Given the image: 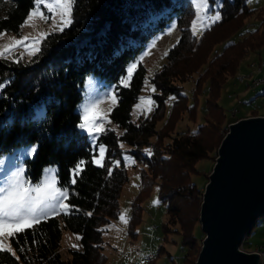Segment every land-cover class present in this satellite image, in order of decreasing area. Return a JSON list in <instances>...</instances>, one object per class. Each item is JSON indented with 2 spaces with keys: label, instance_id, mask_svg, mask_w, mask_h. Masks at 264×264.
I'll list each match as a JSON object with an SVG mask.
<instances>
[{
  "label": "trees",
  "instance_id": "trees-1",
  "mask_svg": "<svg viewBox=\"0 0 264 264\" xmlns=\"http://www.w3.org/2000/svg\"><path fill=\"white\" fill-rule=\"evenodd\" d=\"M246 1L222 0V19L196 37L191 31L195 14L192 0H74L72 23L63 31L42 37L41 51L36 56L26 58L16 53L14 56L22 57L19 63L13 58H0V81H10L0 92V153L36 144L37 152L25 159L27 176L37 181L45 166L55 165L59 185L70 190L69 203L78 209L71 215L47 218L18 234L14 241L8 238L19 260L0 253V264H105L103 226L118 217L120 193L128 178L122 163L118 167L112 163L120 156L119 142L129 145L128 151L145 165L141 168L143 185L131 203L129 232L135 234L132 228L141 219L143 193L156 182L159 198L168 201L163 231L173 229L179 233L185 249L180 264H194L192 256L198 254L203 238L197 233L201 232L199 207L203 189L191 180V173L199 172L196 162L209 158L218 147L223 137L221 126L227 128L242 117L227 121L218 96L245 53L264 44L263 19L250 30L243 29L244 18L255 9ZM211 3L212 0L210 7ZM34 4L35 0H0V33H18ZM171 19L176 20L179 38L150 78L156 89L152 94L153 111L134 121L131 110L146 78L145 65L138 61L129 86L120 83L121 77L129 62ZM89 72L114 83L116 89L117 102L109 119L122 133L106 128L97 138L106 146L107 167L92 163L91 143L79 129L76 106L83 97ZM193 78L188 93L182 84ZM169 95L173 98L158 129L156 124L165 116ZM201 97L202 122L195 130L175 131L182 113L191 115L193 108L200 106ZM164 138L170 140L164 143ZM81 160L86 162L85 171L72 185L71 170ZM108 168L113 169L111 176ZM89 212L92 215H87ZM254 226L243 239V249L244 244H251L248 236ZM63 229L81 237V247L70 248L67 258L59 253Z\"/></svg>",
  "mask_w": 264,
  "mask_h": 264
},
{
  "label": "rangeland",
  "instance_id": "rangeland-1",
  "mask_svg": "<svg viewBox=\"0 0 264 264\" xmlns=\"http://www.w3.org/2000/svg\"><path fill=\"white\" fill-rule=\"evenodd\" d=\"M192 3L195 9V14L191 22V31L194 34L193 21H195L196 31L194 35L199 37L202 31L213 23L210 18L211 15H213L214 12L220 13L219 6H221L222 0H212V7H210V0L203 5L200 3V0H192ZM246 3L250 8H255L250 15L244 18L243 29L247 28L250 30L254 26V23H258L261 19L264 20V0H247ZM35 7L36 5L34 4L18 33L3 32L5 35L0 38V45L13 43V37L18 39L27 37L28 39L25 40L24 43L31 48L37 46L34 42L37 40L40 41L42 37H44L43 34L58 31V26L61 23L59 15L47 13L43 5H40L41 10L45 11L46 15L51 16L52 19L45 21L38 17H33L32 20L28 21L27 18ZM205 11H207V15L205 14ZM174 24L176 27L173 29L172 25ZM54 28H57V30H54ZM178 38L179 29L176 20L171 19L166 23V26L162 31L155 33V35L148 40L143 50L140 51L137 57L134 60H131L127 65L126 72L121 77L120 83L123 79L127 78V69L132 63H138V61H141L146 68V78L141 93L131 110L132 120L137 121L139 118L148 116L153 111L154 100L152 94L154 92L152 91L153 85L150 78L153 73L160 68L164 62L165 53L178 40ZM16 53L26 58L31 56L25 47H17L12 54L7 56V58H13ZM146 53L147 55H145ZM142 57L143 59H141ZM263 64L264 44L254 50H248L245 53L240 61L237 71L234 75L228 78L225 86L220 90L218 102L227 115V121H229V118L232 119L236 116L246 117L250 115L264 114V82L255 86L253 84L255 80L257 81L261 79L264 75ZM193 80L194 78L182 84L185 91L188 93H190V89L193 86ZM83 88V97L76 106L77 111L80 113L79 124L83 120V108L95 104L94 110L100 114V120H98V117L96 123L100 124L104 129H114L117 134H121L122 129L109 119V112L116 104H113L111 98L112 95L117 97L115 84L105 81L93 72H89L85 77ZM141 97L150 98L153 103L151 105L141 104V107L137 108V104L141 103ZM172 98L173 97L169 95L165 100V116L157 122L156 127L158 129L164 122ZM202 105L203 97H201L200 106L198 109L193 108V113L191 115L187 112H183L174 127L175 131L195 130L202 122ZM149 107L151 110L146 111L145 109ZM226 127L227 128L221 126V133L223 136L228 130V125H226ZM79 129L81 132L87 134L91 143L92 151L94 152L93 156H95L97 153L96 145L101 144L97 141L99 134H90L85 129H81L80 127ZM163 133L167 134V131H164ZM151 140L154 139L151 138ZM169 140V138H164L163 142L166 143ZM32 145L36 144L20 145L11 151L0 153V187H5L8 180L11 178V175L20 167L25 168L26 178L33 185L40 183L49 176L50 173L56 175V166L47 165L43 168L39 180L33 181L27 176L25 159L32 157L33 155L28 156L23 153ZM121 145H123V147H121ZM130 148L129 145L119 142L120 156L115 159V161H119V164H123L128 175L127 181L124 183L119 197V215L125 213L127 218H129L131 214V203L140 193V189L143 185L141 168H145L143 162L135 158L134 155L128 151ZM217 149L218 147L210 154L211 156L209 158L198 160L195 167L199 172L191 173V180L197 183L200 189H204L205 183L208 180V175L217 155ZM149 179L152 180V178ZM58 186L60 185L58 184ZM143 194L144 196L141 200V219L132 228L135 234L129 232V223L125 225L119 221V215L110 223L103 226L102 250L107 256L105 264H180L185 253V249L182 248L180 243V235L173 229L164 232L162 228L163 223L167 221L168 217L166 213L168 201L159 198L158 184L156 182H153L150 188L148 187ZM197 233L204 236L202 231L198 232L197 230ZM77 236L80 237V234L69 229H63L59 247V253L62 258H67L69 256L68 250L70 248L79 249L81 247L80 239H77ZM263 239L264 215L261 216L257 224L254 226L252 234L248 236V240L251 244L248 246L244 244V250L257 251L256 245L263 241ZM4 241L5 243H9L8 237H4ZM73 245H76L77 247H73ZM160 247H163L164 250H160ZM240 247L243 249L242 244ZM262 252L264 253V247ZM197 255L192 256L194 262ZM262 259L264 264L263 254L261 255V260Z\"/></svg>",
  "mask_w": 264,
  "mask_h": 264
},
{
  "label": "water",
  "instance_id": "water-1",
  "mask_svg": "<svg viewBox=\"0 0 264 264\" xmlns=\"http://www.w3.org/2000/svg\"><path fill=\"white\" fill-rule=\"evenodd\" d=\"M264 215V114L228 124L205 183L199 210L204 233L194 264H260L241 243Z\"/></svg>",
  "mask_w": 264,
  "mask_h": 264
},
{
  "label": "snow or ice",
  "instance_id": "snow-or-ice-1",
  "mask_svg": "<svg viewBox=\"0 0 264 264\" xmlns=\"http://www.w3.org/2000/svg\"><path fill=\"white\" fill-rule=\"evenodd\" d=\"M74 0H35L36 7L30 13L27 18L28 21L32 20L33 17H38L42 20L48 21L52 19L51 16L46 15L45 11H42L40 5H43L47 13H52L54 15H59L60 25L58 26L59 31H63L64 28L68 27L71 23V13L73 10ZM200 3L206 4L208 0H200ZM207 15V11H205ZM211 20L213 22L222 19L219 12H214L211 15ZM27 23V21H26ZM176 25H172L174 29ZM57 30V28H54ZM195 21H193V32L195 34ZM5 33H0V38H2ZM44 36L47 33L43 34ZM27 37L16 38L13 37V43L7 45H0V58H6L8 55L12 54L17 47H25L29 52V55L36 56L40 51L38 46L40 41L37 40L34 43L37 45L35 47H28L25 45L24 41ZM147 55V53L145 54ZM22 57H13V62L19 63ZM143 59V57L141 58ZM137 63H132L127 69V78L123 79L121 83L123 86H129L130 79L133 75V71L137 68ZM9 82L0 81V92L8 86ZM155 87H152V91L155 92ZM112 102L115 104L117 102V97L112 95ZM141 103L137 104V108L141 107V104L151 105L153 102L150 98H140ZM98 103V102H97ZM95 104L85 106L83 108V120L79 124L81 129L87 130L90 134L96 133L101 134L106 130L101 127L100 124L96 123L99 113L95 110ZM150 111V107L145 109ZM123 147V145H121ZM97 153L93 156L92 163L98 167H107L105 161L106 147L103 144L96 145ZM38 150V146H29L25 151L24 155L32 156ZM150 153L149 150H146ZM85 161L81 160L74 169L71 170L70 184L75 185L77 180L81 177L82 173L85 171L84 165ZM113 165L119 166V161H113ZM112 168H108V175H112ZM59 182L54 173H50L44 180L40 183L33 185L26 178V170L24 167L18 168L8 180L5 187H0V253H8L11 256L19 260L17 251L13 249L12 243H5L4 237L10 238V241H14L18 234L24 233L28 229H32L34 226L41 223L47 218L56 215H71L73 210H78L76 207L69 203L71 199V192L67 187L58 186ZM158 202V201H157ZM87 215H92V213H87ZM119 221L127 225L129 223V218L126 217L125 213H121L118 217ZM77 239L81 237L77 236ZM73 247H77L73 245ZM19 251H24L20 248Z\"/></svg>",
  "mask_w": 264,
  "mask_h": 264
},
{
  "label": "built area",
  "instance_id": "built-area-1",
  "mask_svg": "<svg viewBox=\"0 0 264 264\" xmlns=\"http://www.w3.org/2000/svg\"><path fill=\"white\" fill-rule=\"evenodd\" d=\"M262 82H264V75L262 76L261 79H259L256 82H254V86L257 85V84H259V83H262ZM263 247H264V241L260 245H257V251H259L261 253V255H262ZM260 264H263V259L261 260V263Z\"/></svg>",
  "mask_w": 264,
  "mask_h": 264
},
{
  "label": "bare ground",
  "instance_id": "bare-ground-1",
  "mask_svg": "<svg viewBox=\"0 0 264 264\" xmlns=\"http://www.w3.org/2000/svg\"><path fill=\"white\" fill-rule=\"evenodd\" d=\"M263 65H264V64H263ZM261 71H262V70H261ZM261 71H260V72H261ZM263 71H264V70H263ZM254 82H256V80H255ZM254 82H253V84H254ZM99 120H100V118H99ZM101 120H102V119H101ZM242 242H243V241H242ZM241 244H242V243H241ZM262 254L264 255V253H263V252H262Z\"/></svg>",
  "mask_w": 264,
  "mask_h": 264
},
{
  "label": "crops",
  "instance_id": "crops-1",
  "mask_svg": "<svg viewBox=\"0 0 264 264\" xmlns=\"http://www.w3.org/2000/svg\"><path fill=\"white\" fill-rule=\"evenodd\" d=\"M256 245V244H255Z\"/></svg>",
  "mask_w": 264,
  "mask_h": 264
}]
</instances>
